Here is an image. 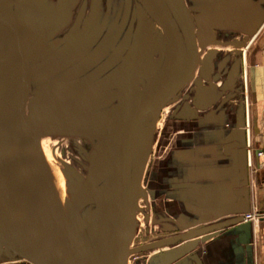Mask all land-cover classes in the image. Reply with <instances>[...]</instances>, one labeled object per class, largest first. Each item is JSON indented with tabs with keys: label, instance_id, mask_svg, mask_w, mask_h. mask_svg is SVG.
I'll return each mask as SVG.
<instances>
[{
	"label": "flooded vegetation",
	"instance_id": "flooded-vegetation-1",
	"mask_svg": "<svg viewBox=\"0 0 264 264\" xmlns=\"http://www.w3.org/2000/svg\"><path fill=\"white\" fill-rule=\"evenodd\" d=\"M20 2L28 6L27 24L30 23L29 31L33 33L24 39V44L30 51V60L47 71L46 92L69 88L63 102L67 105L62 106L60 119L78 128L59 130L69 131V136L75 138L77 153L88 161L85 180L100 156V152L94 153L95 146L107 144L122 111L120 77L127 102L146 93L166 71L172 46H177L176 58L161 89L176 82L183 73L186 46L196 47V63L189 79L170 99L171 112L164 125L169 126L168 122L175 128V134L190 133L192 137L204 133L210 125L225 132L227 121L231 129L237 127L244 92L242 55L234 53V46L251 33L249 46L263 29L264 0H0L13 17ZM50 31L52 33L44 38ZM75 50L74 56L71 52ZM211 50L215 51L210 61L212 71H203L202 63ZM25 69L29 71L27 65ZM210 83L215 88L214 99L209 104L203 92ZM43 95L36 91L31 99L40 101ZM208 146L203 139L199 140L198 151L205 155ZM109 162L107 151L101 167L93 174L94 183L88 191L97 206L81 216L98 212L88 225L84 224L89 242L91 238L95 241L96 236L91 235L106 216L105 191L111 183ZM146 168L147 165L141 187L146 194L154 196L158 189L155 185L157 171L152 168L146 171ZM147 202L143 206L137 203V207L143 209ZM149 208L155 211L154 215L161 210L153 203ZM145 215L146 220H150L148 212ZM166 250L132 253L126 264L130 263L131 256L134 264H157L158 256ZM154 255L156 257L150 260ZM200 259L204 264L201 256Z\"/></svg>",
	"mask_w": 264,
	"mask_h": 264
},
{
	"label": "water",
	"instance_id": "water-1",
	"mask_svg": "<svg viewBox=\"0 0 264 264\" xmlns=\"http://www.w3.org/2000/svg\"><path fill=\"white\" fill-rule=\"evenodd\" d=\"M169 2V0H168ZM171 5V1L169 2ZM172 7H176L172 4ZM29 10L25 2H20L13 17L0 4V257L2 255L18 257L31 264H126L132 253L164 250L158 256L157 264H202L197 252L199 244L212 236L228 230L237 236L243 245L245 260L242 264H254L252 233L253 223L245 216L251 213L250 178L246 149L245 121L239 118L235 129L227 122L223 146L224 155L233 160L228 172H233L230 181L221 185L193 187L185 185L184 215L175 221L162 219L165 224L162 232H170L165 237L148 244L130 248L134 235V219L139 199L146 196L141 187V178L148 161V140L140 139L147 115L155 116L157 111L169 103L174 94L189 79L196 63V47L186 46L187 61L183 73L176 82L161 89L168 76L177 54V46H172L169 65L161 80L146 93L126 101L122 93L120 77V102L122 111L106 145L98 143L94 153L100 156L90 168L87 179L79 187H91L93 174L101 167L106 152L109 151L110 187L105 191L106 216L99 222L89 242L85 236L84 224L88 225L98 212H91L84 218L75 212L79 220L84 243L68 237V249L53 246L47 238L34 229L25 219L22 202L13 170V156L25 149L23 104L18 93V77L23 69L22 43L32 36L29 29ZM52 31L47 33L48 37ZM252 34L244 37L242 43L234 46V53L243 56ZM76 50L72 54H76ZM211 50L202 70L212 71L210 61L214 57ZM74 54V56H75ZM124 66V65H123ZM124 68L121 69L123 72ZM122 72L120 75L122 76ZM213 83L204 90V99L209 104L214 99ZM210 90V92H209ZM197 106V103L194 104ZM202 109V108H201ZM51 126L61 129L78 128L63 119L50 121ZM225 131V132H226ZM138 149L135 151L134 147ZM30 156L38 152V139L30 147ZM185 188V187H184ZM258 223L264 220V212L257 211ZM147 218V216H146ZM162 220H153L154 225ZM100 232V234H97Z\"/></svg>",
	"mask_w": 264,
	"mask_h": 264
},
{
	"label": "rangeland",
	"instance_id": "rangeland-1",
	"mask_svg": "<svg viewBox=\"0 0 264 264\" xmlns=\"http://www.w3.org/2000/svg\"><path fill=\"white\" fill-rule=\"evenodd\" d=\"M256 39L253 40L255 43L261 41V35L259 37L257 36ZM253 41L251 43H254ZM247 48L245 51H247ZM22 52L24 64L23 69L20 71L18 77V93L21 104H23V109L25 110L26 115L31 118L34 126L32 144L34 145L36 137L40 136L38 143V153L45 156V162L49 165H52L53 169L55 170V174L61 179H59L58 189L61 194V199L64 201L67 217L66 223L62 222L61 225L67 224L68 228H70L78 238L85 242L86 240L83 238V235L80 231L79 220L75 212L84 215L97 206V202L90 198L88 188H85L84 186H78V184H82L84 182L88 170V161L83 160V158L79 156V153H77L78 149L75 143H73L75 138L69 136L68 130H59L48 126V122L50 120L60 119L62 117L63 111L61 108L62 106L67 105L63 104V102L66 99L65 93L68 92L69 88H56L53 91L47 93V84L45 83L47 71L44 69H39L38 65H35L34 61L30 60V51L26 48L24 43H22ZM25 65H27L29 68L28 72L25 69ZM28 88L30 89V92L27 93ZM248 88L250 89V87ZM33 91L44 93L43 99L40 101L31 99V96L34 95ZM231 109H233V107H230V110ZM36 112H40V114L38 115ZM170 112L171 103L169 102L160 108L155 116L151 117L150 115H147L142 127L143 129L140 130V139H147L149 143V155L146 171L151 170V168L152 170L157 171L159 179H161L163 176L160 167H165L168 165L169 170H172V160H170L171 153L174 148L179 147L181 140H185L186 145L191 144L193 141L192 135H190V133L178 135L175 134L176 130L170 123L167 122V125L169 126L164 125L165 120L170 116ZM216 128L217 127L214 129ZM158 136L159 139L155 145ZM138 146L139 145L136 144L134 147L135 151L138 149ZM165 176L169 177L170 174H165ZM155 185L153 184L152 186L155 187ZM157 186H161L160 180H158ZM171 186L172 185H168L167 190H170L172 188ZM155 192V200H153V197L148 199L149 202H147L145 199L138 200V204L140 206H143V204H146V202L147 206L143 209L140 207L137 208V213L134 219V235L130 248L168 237L170 234V232H162L160 226L153 225L154 223L152 218L156 215H154L155 211L149 208L150 204H156L157 207L160 206L161 208L164 204L170 208H174L173 213H183L182 211L175 209L178 207L177 204H174V207L171 203H167L163 195H160L161 192L159 189H157ZM56 193L57 192L54 194L56 195ZM146 212H148L150 220H146ZM156 212L160 213L161 211ZM162 216L168 217V212L164 211ZM257 224L259 223H255L254 221L253 225ZM256 239L258 240V237ZM151 253H153V251H151ZM135 256H137V254H135ZM154 257H156V255L152 256L150 260ZM133 259L134 257L131 256L129 258L130 263L127 262V264H134ZM0 264L31 263L18 257L2 255L0 257Z\"/></svg>",
	"mask_w": 264,
	"mask_h": 264
},
{
	"label": "crops",
	"instance_id": "crops-1",
	"mask_svg": "<svg viewBox=\"0 0 264 264\" xmlns=\"http://www.w3.org/2000/svg\"><path fill=\"white\" fill-rule=\"evenodd\" d=\"M258 33L257 36L261 35L262 40L258 43L253 41L251 47H248L249 50L248 48L247 51H245L246 48L243 50L241 69L244 102L239 118L245 123L246 121L249 123L253 150L264 151V36H262L264 27ZM228 132L214 129V126L210 125L204 133L195 134L191 144L186 145V141L182 140L179 147L173 149L170 158L172 170H169L168 165L160 167L163 176L159 179L157 173L156 180L157 182L160 180L161 186H157V183L156 186L167 203H171L173 206L174 204L178 205L176 210L182 212L185 210L183 197L187 188L185 185L191 187L207 185L209 187L225 184L231 180L234 173L228 172V168L232 166L233 160L223 153L224 140ZM202 139L209 145L205 148V155H202L200 150L198 151L199 140ZM257 165L258 160L255 158L254 162H251L250 169L248 168L251 206L255 212H264V165L259 167ZM165 174H170V176L166 177ZM168 185H172L170 190H167ZM154 196L148 192L146 198L143 199L148 201L153 197L155 200ZM171 208L163 204L161 212L153 218L158 221L162 219L175 221L178 216L184 215L180 212L173 213L174 208ZM164 211L168 212V217L162 216ZM165 223L162 220L155 225L162 228ZM237 239V236L224 230L199 244L197 252L202 257L204 264H242L245 260V253L243 245ZM252 247L254 264H264V220L253 226Z\"/></svg>",
	"mask_w": 264,
	"mask_h": 264
},
{
	"label": "bare ground",
	"instance_id": "bare-ground-1",
	"mask_svg": "<svg viewBox=\"0 0 264 264\" xmlns=\"http://www.w3.org/2000/svg\"><path fill=\"white\" fill-rule=\"evenodd\" d=\"M22 111L25 149L18 154L14 153L12 164L24 217L34 229L44 235L55 247L62 246L68 249V237H73L77 242L84 243L68 228L67 224L61 225L62 222L66 223L67 217L64 201L61 199L58 189L60 178L55 174L52 165L45 162L46 159L43 154L40 155L37 152L35 157L30 156L29 149L33 146L34 126L25 110ZM50 121L48 122L49 127L59 129L51 126ZM36 139L39 143L40 136H37ZM55 192H57L56 195Z\"/></svg>",
	"mask_w": 264,
	"mask_h": 264
},
{
	"label": "built area",
	"instance_id": "built-area-1",
	"mask_svg": "<svg viewBox=\"0 0 264 264\" xmlns=\"http://www.w3.org/2000/svg\"><path fill=\"white\" fill-rule=\"evenodd\" d=\"M245 134H246V149H247V157H248V168L251 167V162L256 158L258 160V167L264 165V151L262 150H253L250 138V127L248 121L245 123ZM252 208V206H251ZM257 211L255 212L253 209L251 213L245 216L247 221H250L254 224L258 223L257 221Z\"/></svg>",
	"mask_w": 264,
	"mask_h": 264
}]
</instances>
